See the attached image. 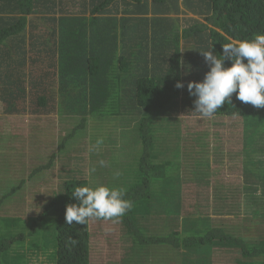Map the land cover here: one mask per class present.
<instances>
[{"label": "trees", "instance_id": "trees-1", "mask_svg": "<svg viewBox=\"0 0 264 264\" xmlns=\"http://www.w3.org/2000/svg\"><path fill=\"white\" fill-rule=\"evenodd\" d=\"M75 9L76 14H68ZM180 13L178 27L173 15ZM258 32L264 33V0H0V150L19 157L18 145L32 138L52 152L48 163L33 167L27 177L45 170L53 157L70 165L63 169L69 177H74L70 172L84 176L83 156L74 150L73 136L106 121L104 115H114L118 128L102 127L88 145L99 157L106 141L120 130L121 137L126 135V127L135 124L131 132L141 142L135 179H125L128 173L115 162L103 169L109 173L103 185L124 187L125 198L134 202L122 218L110 221L122 225L124 236L142 251H164L167 257L174 256L175 264H264V218L258 216L259 210L249 204L244 217L223 214L241 211L235 199L240 188L228 187L230 192L222 193L214 184L209 196L208 181L203 175L194 176L187 164L189 179L183 183L165 179L166 184H175V192L165 193L174 202L164 208L148 202L152 181L166 174L169 163L157 164L154 158L170 153L166 148L162 155L152 154L150 126L158 119L171 126L177 117L170 115L173 111L208 118L194 112L195 97L187 88L188 82L201 81L209 70L201 51L212 47L220 56L224 43ZM225 65L230 66V61ZM177 81L184 86L177 88ZM214 115L264 118V108L243 103L234 93L231 103ZM123 116L127 125L119 123ZM67 117L72 121L60 130L62 137L53 147L44 137L50 134L52 140L51 122ZM179 122L175 119V137ZM168 133L173 134V129ZM98 140L102 143L97 145ZM170 142L175 152L178 146L181 164L191 160L182 158L177 138L175 144ZM108 151L100 159L111 156ZM35 152L32 149L30 156ZM116 171L121 175L115 176ZM97 182L65 180L35 218L39 224L54 217L55 264H93L90 219L86 225L67 224L65 212L68 204L79 203L71 194L76 186ZM0 184L7 187L15 181L0 174ZM139 198V202L145 199L143 204L135 203ZM157 207L164 215L153 221L150 215L157 213Z\"/></svg>", "mask_w": 264, "mask_h": 264}, {"label": "rangeland", "instance_id": "rangeland-1", "mask_svg": "<svg viewBox=\"0 0 264 264\" xmlns=\"http://www.w3.org/2000/svg\"><path fill=\"white\" fill-rule=\"evenodd\" d=\"M75 12V13H74ZM78 9L68 12L74 15ZM86 16L88 12H85ZM174 24L178 27L182 24L183 13L173 15ZM189 16V13L186 14ZM176 115L171 121V126L162 119L155 120L150 126L152 154H163L168 148L170 153L166 158L157 160L154 163L162 164L169 161L166 168V174L156 177L151 185L148 202L156 201L162 207L169 206L174 199L166 198L167 192H175V184H166L165 179L172 177L175 182H181L193 175H203V179L208 181L207 191L210 194L215 190L213 185L217 184L220 192L226 190L229 193L233 187L240 188V194L235 199L241 204V211L234 214H225L244 217L245 208L250 204L253 209L259 210V217L264 218V118L249 116H211L205 119L184 112L183 114L172 112ZM114 115H104L106 121L97 122L89 127L79 131L73 136L75 145L74 150L79 156H83L81 171L84 170L87 175L78 176L70 172L77 179H86L90 182L98 181V185L105 184L109 173L103 170L105 167H111L115 162L120 168L128 173L125 179H135L139 167V158L141 154V142L138 134L131 132L135 124L126 127V135L121 137V130L113 139L106 141L102 146V153L111 152L105 161V167H99L100 162L92 164L90 156L93 152L89 149L91 141L96 132H100L102 127L112 125L118 128V119ZM179 136L175 137V119H179ZM185 118V120H181ZM57 119V118H55ZM135 119L132 118V122ZM119 123L127 125L126 118L123 116ZM50 124V122H49ZM47 125V127L49 126ZM52 125V122H51ZM68 128L69 122L56 120L53 125V139L47 134L44 139L50 141L54 147L59 138L62 137L64 127ZM169 127V128H168ZM173 129V134L168 133V129ZM85 134L84 142H81L82 135ZM121 137V138H120ZM179 140V148L183 152L182 158L190 156L186 164H181V157L178 153V146L172 147L175 139ZM43 145V144H42ZM19 157L7 152L5 155L0 150V174L5 179L9 178L15 184L4 186L0 184V264H55L56 263V231L54 217H45L39 224L34 220L39 216L45 204L62 189L63 182L69 176L63 172V169L69 168L59 157H53L49 166L42 171L34 172L31 177H27L33 167L38 164L46 165L51 157L50 150L40 146L35 139L27 138L18 145ZM1 148V147H0ZM36 150L35 156H30L32 149ZM58 158V159H56ZM230 159V160H229ZM73 164V162H72ZM79 164V163H77ZM74 166V165H73ZM95 168V172L91 169ZM120 168V169H121ZM196 173H195V172ZM200 171V172H199ZM203 171V173L201 172ZM24 176V177H23ZM27 177V178H26ZM22 178L24 180H22ZM26 178V179H25ZM169 180V179H168ZM115 186V185H112ZM217 190V189H216ZM181 202L184 196L181 195ZM235 199L232 200L235 201ZM140 198L136 204H143ZM210 201V200H209ZM211 202V201H210ZM260 206V209L257 207ZM157 213L150 216L155 217L157 221L164 213L157 207ZM226 216V217H227ZM152 224V217L150 220ZM153 224V226H155ZM119 223L110 220L90 219L89 233L91 251L90 255L93 264H175L174 256L167 257V253L162 251L156 253L153 251H142L135 245L133 240L124 236ZM165 253V256L163 255ZM217 257V255H216ZM168 260V261H167Z\"/></svg>", "mask_w": 264, "mask_h": 264}, {"label": "clouds", "instance_id": "clouds-1", "mask_svg": "<svg viewBox=\"0 0 264 264\" xmlns=\"http://www.w3.org/2000/svg\"><path fill=\"white\" fill-rule=\"evenodd\" d=\"M211 49L201 51L209 65L203 79L187 84L189 94L195 97L194 112L201 118L211 117L225 103H231L234 93L239 101L264 108V33L224 43L220 56ZM225 61H230V66H226ZM175 86L182 88L184 85L177 81ZM100 143L102 140L97 141V145ZM98 162L101 167L107 166L103 160ZM114 175L121 173L116 171ZM70 178L74 177L67 179ZM71 194L79 203L66 206L67 224L86 225L89 219L118 220L134 203L125 198L127 190L124 187L85 184L76 186Z\"/></svg>", "mask_w": 264, "mask_h": 264}, {"label": "crops", "instance_id": "crops-1", "mask_svg": "<svg viewBox=\"0 0 264 264\" xmlns=\"http://www.w3.org/2000/svg\"><path fill=\"white\" fill-rule=\"evenodd\" d=\"M125 88H126V90L129 92L130 88L128 87V85H126ZM57 120H58V119H57ZM70 121H72V118H70V117H67V118H65V120H63V122H70ZM54 123H55V121H54ZM54 123H52V124L54 125ZM49 125H50V124H49ZM85 138H86V135L83 134L82 137H81V142H84V141H85ZM101 153H102V152H101ZM101 153H100V156H99V157H98L96 154L91 155V156H90L91 161L96 162V160H97V162H98V159L102 158ZM95 159H96V160H95Z\"/></svg>", "mask_w": 264, "mask_h": 264}]
</instances>
